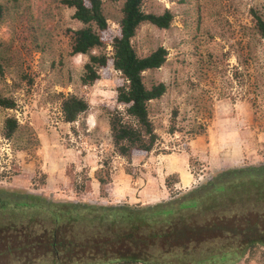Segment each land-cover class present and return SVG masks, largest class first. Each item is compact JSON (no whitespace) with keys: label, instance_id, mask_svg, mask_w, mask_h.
I'll return each instance as SVG.
<instances>
[{"label":"rangeland","instance_id":"374dc122","mask_svg":"<svg viewBox=\"0 0 264 264\" xmlns=\"http://www.w3.org/2000/svg\"><path fill=\"white\" fill-rule=\"evenodd\" d=\"M0 3L6 8L0 22V95L15 101L11 109L0 108V129L6 116H13L19 126L9 139L0 133V188L50 199L151 204L178 196L216 170L264 161V39L253 29L249 14L252 8L264 17V0L143 3L147 11L167 8L172 20L166 29L140 25L131 41L140 54L159 45L167 54L161 66L142 73L146 85H165L162 95L149 103L154 146L129 160L116 155L109 143L107 111L116 106L117 72L106 68L95 82L81 84L86 55L67 52L64 29L80 26L71 17L72 9L60 0ZM103 7L113 30L119 3L104 1ZM59 93L82 97L87 110L63 122ZM208 142L221 154L219 166L208 168ZM169 156L192 175L199 169L200 178L176 188L175 174L165 175L175 165ZM98 176L105 181L101 190ZM151 179L157 192L153 197L146 184ZM244 212L250 223L255 221V211ZM204 249L200 253H207ZM236 264H264V248H248Z\"/></svg>","mask_w":264,"mask_h":264},{"label":"trees","instance_id":"16d2710c","mask_svg":"<svg viewBox=\"0 0 264 264\" xmlns=\"http://www.w3.org/2000/svg\"><path fill=\"white\" fill-rule=\"evenodd\" d=\"M104 1L119 3L113 30ZM104 1L60 0L80 24L65 28L64 35L68 54L86 55L81 84L95 82L106 68L117 72L114 99L122 109L114 105L107 111L109 143L116 155L129 160L154 146L149 103L162 95L165 85H146L142 73L161 66L167 54L161 45L140 54L131 41L144 23L168 28L172 13L167 8L144 10L146 0ZM5 11L0 3V22ZM249 14L264 39V17L252 8ZM106 46L108 52L103 51ZM58 98L65 123L87 110V102L75 94L59 93ZM14 105L11 96L0 95V108ZM18 128L16 119L6 116L0 133L9 139ZM95 179L101 190L104 179ZM244 211H255V221L250 223ZM208 244L213 246L204 249ZM256 244L264 248V161L216 170L178 196L151 204L50 199L0 188V264H236Z\"/></svg>","mask_w":264,"mask_h":264},{"label":"crops","instance_id":"0c3cea01","mask_svg":"<svg viewBox=\"0 0 264 264\" xmlns=\"http://www.w3.org/2000/svg\"><path fill=\"white\" fill-rule=\"evenodd\" d=\"M204 153H205V156H206L205 157V160H206V163L208 164V168L209 167L211 168V166L214 163H217L218 166H219L220 162L223 160L221 158V154H219V156L215 154V149H214V147H212V146L209 145V142L207 143V149L205 148V152ZM231 158H229V159H231ZM168 159H169V162H171L170 164L174 163L175 165L169 166L168 167V171L165 172V175H167V174H173V173L175 174L176 180L173 182V185H175L176 188H184V187L188 186L189 184L195 182L196 178L197 179L200 178V174L197 173L199 171V169H196L197 172L195 173V175H192L190 173L188 167L187 166L183 167L181 165H178L177 162H176V160L174 161V157L173 156H169ZM201 165H203V164H201ZM156 170H158V168ZM153 179L154 180L155 179L156 180H159V177L156 176ZM153 182L154 181H152V179H151L149 182L146 183V184H149L148 187L150 188L149 189L147 187V192H149L150 195H152V197L155 196V195H157V192H155V191L152 190ZM162 189L164 190V192H166V188H164L162 186ZM141 190H144V188H142ZM158 191H159V189H158ZM139 203H143L142 200Z\"/></svg>","mask_w":264,"mask_h":264},{"label":"built area","instance_id":"2783aa9c","mask_svg":"<svg viewBox=\"0 0 264 264\" xmlns=\"http://www.w3.org/2000/svg\"><path fill=\"white\" fill-rule=\"evenodd\" d=\"M106 49H108V51H109V46H106ZM116 72V71H115ZM118 157V156H117Z\"/></svg>","mask_w":264,"mask_h":264}]
</instances>
